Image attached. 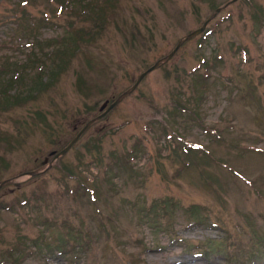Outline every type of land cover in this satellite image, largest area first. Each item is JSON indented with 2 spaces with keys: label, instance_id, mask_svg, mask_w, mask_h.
I'll use <instances>...</instances> for the list:
<instances>
[{
  "label": "rangeland",
  "instance_id": "1",
  "mask_svg": "<svg viewBox=\"0 0 264 264\" xmlns=\"http://www.w3.org/2000/svg\"><path fill=\"white\" fill-rule=\"evenodd\" d=\"M36 1V19L55 8L40 40L91 25ZM229 1L118 0L52 85L19 84L24 100L0 108V252L37 240L52 250L31 246L23 264H264V0ZM12 2L0 0V23ZM23 45L6 50L21 60Z\"/></svg>",
  "mask_w": 264,
  "mask_h": 264
},
{
  "label": "trees",
  "instance_id": "2",
  "mask_svg": "<svg viewBox=\"0 0 264 264\" xmlns=\"http://www.w3.org/2000/svg\"><path fill=\"white\" fill-rule=\"evenodd\" d=\"M45 1L46 3H57L60 11L64 6H68L71 11L70 15L75 16L78 20L85 19V21H90L91 25L86 29L79 25L75 27L74 24L70 23L74 30L68 27L64 37H53L40 40L38 38L39 27L44 23L50 22L51 17L49 16V12H52L54 15L55 8L48 7V10L42 13L41 17L36 19L28 11L27 7L28 4H36V0H13L12 13H10L11 18L5 20L6 22L0 23V26H3L2 28H4V30H8L7 38H0V108H4L5 105H9L10 103L19 104L22 99L24 100V98L20 97L16 92V89L21 83L36 86L43 82L44 87L52 85L55 80H50L51 77L57 73L59 74L61 70L64 69L66 63L70 61V56L73 54L72 51L75 49L78 50L77 46L81 41L84 39L85 41H87V39L88 41L94 40L100 35L101 31L104 30L107 9L113 8L118 0ZM78 5L80 10L76 12ZM259 22L260 17L258 18V24ZM86 37L88 38L86 39ZM24 42L27 43L28 51L24 52L23 59L18 60L12 55L13 52H7V47H10L9 49L11 51L19 49L24 46ZM10 72H12V75H9ZM31 74L34 76H30ZM25 75H28L29 78H26ZM43 76H45V79ZM173 108L176 110H185V106L179 103H174ZM184 152L190 153L193 152V150L186 146ZM190 208L191 207H189V210H191ZM191 216L193 215L191 214ZM191 222L196 224L200 223L198 215L193 216ZM74 240L76 241L75 245H72V249L82 248V242L77 238ZM35 241L37 243L31 244V246H35L38 251H41V248H44L46 251H51L53 248L50 242H43L40 245V242L37 240ZM31 246H25V248H27L25 250L12 245L10 247L8 246L0 252V255H2L0 258L2 261L9 264H23L26 255L35 253V248H30ZM64 247L63 241L56 246V248L62 252H64V250H62Z\"/></svg>",
  "mask_w": 264,
  "mask_h": 264
},
{
  "label": "water",
  "instance_id": "3",
  "mask_svg": "<svg viewBox=\"0 0 264 264\" xmlns=\"http://www.w3.org/2000/svg\"><path fill=\"white\" fill-rule=\"evenodd\" d=\"M235 0H230L229 2H227L226 4H224L223 6H226L228 3L233 2ZM221 8H216V10L211 14V16L209 18H207L202 24L201 26H199L198 28H195L194 30L190 31L189 33H187L186 35H184L176 44L175 46L172 48V50L166 54L165 56L159 58L158 60H156L152 65H150L147 69H145L144 71H142L137 78L135 79V81L133 82V84L127 88L126 90H124L120 95H118L112 102L108 103V100H104L102 102V104L99 107V111L100 113L95 116L94 118L90 119L84 126H82V128L76 133V135L58 152L53 153V158L52 161H54L57 157L61 156L63 153H65L70 147L71 145L77 140V138L80 136V134L90 125L92 124L94 121L98 120L99 118L103 117L110 109H112L117 103H119L125 96H127L128 94H130L136 87L137 85L140 83V81L142 80V78L148 74L149 72H151L152 70H154L155 68H157L160 64L164 63L165 61H167L169 58H171L173 56V54L177 51V49L188 39H190L191 37H193L194 35H197L201 32L204 31L206 24L208 23V21L220 10ZM35 173H37V171H29L26 172V175H34ZM10 180V179H9ZM9 180H2L0 181V187L4 186L5 184L9 183Z\"/></svg>",
  "mask_w": 264,
  "mask_h": 264
}]
</instances>
